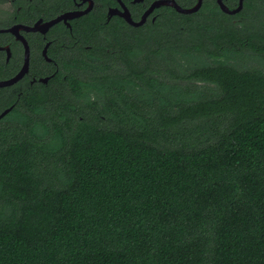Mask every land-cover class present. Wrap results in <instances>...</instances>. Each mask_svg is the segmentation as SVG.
Returning <instances> with one entry per match:
<instances>
[{
  "label": "trees",
  "instance_id": "trees-1",
  "mask_svg": "<svg viewBox=\"0 0 264 264\" xmlns=\"http://www.w3.org/2000/svg\"><path fill=\"white\" fill-rule=\"evenodd\" d=\"M156 12L0 120V264H264V0Z\"/></svg>",
  "mask_w": 264,
  "mask_h": 264
},
{
  "label": "flooded vegetation",
  "instance_id": "flooded-vegetation-1",
  "mask_svg": "<svg viewBox=\"0 0 264 264\" xmlns=\"http://www.w3.org/2000/svg\"><path fill=\"white\" fill-rule=\"evenodd\" d=\"M122 1L132 16L135 9L141 10L140 13L136 12L139 14L137 19L133 17L139 20L154 0ZM197 1L195 0L194 4ZM222 1L230 8L227 0ZM137 3L141 6L135 5ZM229 3L231 4L230 1ZM233 4H235L233 8L238 7L240 0L234 1ZM244 4L245 0L240 11L243 10ZM115 7L123 9L119 0H0V80L13 79L19 73H23L14 83L0 86V96L6 94L14 100L1 113L6 109H10L11 112L21 97L38 85L52 87L58 82L68 81L73 74L69 69L71 63H75L79 54H83V47L86 49L91 47L90 45L82 47L85 37L82 20L101 13L104 14V22L117 17L124 19L119 14H109L110 9ZM156 9L145 23L149 20L156 21L158 14ZM79 11L83 14L61 18L47 28L41 26L39 29L36 26L39 20H42L40 24H43L69 12ZM11 100H7L6 103Z\"/></svg>",
  "mask_w": 264,
  "mask_h": 264
},
{
  "label": "water",
  "instance_id": "water-1",
  "mask_svg": "<svg viewBox=\"0 0 264 264\" xmlns=\"http://www.w3.org/2000/svg\"><path fill=\"white\" fill-rule=\"evenodd\" d=\"M136 1H142V0H135V2ZM217 1H218L219 5H220V8L224 12L229 13V14H235V13L239 12L242 9V7H243V0H240V4L238 5V7L233 8V9L229 8L222 0H217ZM119 2L121 4V6L123 7V9H120V8H117V7L111 8L110 11H109V14L110 15L119 14L129 24H131L133 26H136V27L143 25L147 21L148 16L156 8H159L161 6H165V5L166 6H171V7L175 8L178 12L188 14V13H193V12L198 11L202 7V4H203V0H198L197 3L194 4L192 7L186 8V7L181 6L177 2V0H154L151 3V5L149 6V8L143 13L141 19L135 20L133 18V16H132L130 10L125 5V3L122 0H119ZM80 14H83V12H81V11H79V12H69V13L63 15L62 17L55 18V19H53L51 21H48V22H44L43 24H40L42 20H39L38 23L36 24V26H38L39 29L42 28L41 26H45L47 28L50 25H52L54 22L60 20L61 18H65V17L72 18L73 16L80 15ZM22 75H23V73L21 72L16 77H14L13 79L3 80V81L0 80V86H6V85H10V84L14 83L19 78H21ZM9 111H10V109H6L5 111H3L0 114V118L3 117L4 115H6V113L9 112Z\"/></svg>",
  "mask_w": 264,
  "mask_h": 264
}]
</instances>
